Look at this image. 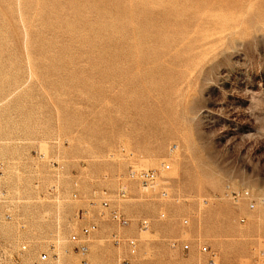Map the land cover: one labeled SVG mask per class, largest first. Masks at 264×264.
I'll list each match as a JSON object with an SVG mask.
<instances>
[{
    "label": "rangeland",
    "instance_id": "rangeland-1",
    "mask_svg": "<svg viewBox=\"0 0 264 264\" xmlns=\"http://www.w3.org/2000/svg\"><path fill=\"white\" fill-rule=\"evenodd\" d=\"M202 245L264 264V0H0V264H212Z\"/></svg>",
    "mask_w": 264,
    "mask_h": 264
},
{
    "label": "built area",
    "instance_id": "built-area-1",
    "mask_svg": "<svg viewBox=\"0 0 264 264\" xmlns=\"http://www.w3.org/2000/svg\"><path fill=\"white\" fill-rule=\"evenodd\" d=\"M169 168L168 164H162L161 169H144V168H130L128 171V178L130 180L135 181L138 183L142 188L146 189H154L156 186H160L158 181L161 179L160 171L166 170ZM105 193V192H103ZM119 195L123 197L125 195V190L120 188ZM167 193L163 190L159 192V196H166ZM231 198L235 201H245L247 204L248 209L252 210L255 207L256 200L254 196L250 193L249 190L243 189L239 191L231 192ZM101 210L99 212L100 216L107 215V218L114 222L118 226H127L130 223L129 218H127L117 207H110V199L105 197L100 201ZM243 221V219H241ZM183 223H187L186 220H183ZM137 225L140 229H146L149 225V221L147 219L141 218L137 220ZM89 227H82L78 233H72L69 236L70 242L74 243V247L77 252L81 255H84L88 251V243H89ZM112 243L115 245H119L122 241V238L119 237L117 234H111ZM126 245L129 249L131 254L135 253L137 241L135 238H127L125 240ZM22 249H25V246H22ZM200 249L203 252H209L211 255L212 264H214L212 258L215 257L214 252H210L208 246L202 245ZM41 258L44 260L47 258L45 253L42 254Z\"/></svg>",
    "mask_w": 264,
    "mask_h": 264
}]
</instances>
